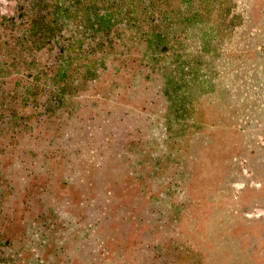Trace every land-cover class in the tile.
Listing matches in <instances>:
<instances>
[{
  "label": "rangeland",
  "instance_id": "rangeland-1",
  "mask_svg": "<svg viewBox=\"0 0 264 264\" xmlns=\"http://www.w3.org/2000/svg\"><path fill=\"white\" fill-rule=\"evenodd\" d=\"M197 7L168 83L166 55L146 76L115 61L11 121L14 77L0 78V221L17 263L264 264V0Z\"/></svg>",
  "mask_w": 264,
  "mask_h": 264
},
{
  "label": "trees",
  "instance_id": "trees-1",
  "mask_svg": "<svg viewBox=\"0 0 264 264\" xmlns=\"http://www.w3.org/2000/svg\"><path fill=\"white\" fill-rule=\"evenodd\" d=\"M13 1L12 14L0 13L1 83L14 77L12 93L2 101L11 121L25 117L23 109L29 106L39 108L43 115L55 104L78 96L82 87L94 88L104 74L119 71L115 61H122L124 68H131L135 61L132 69L139 75L162 73L165 61L160 59L166 55L171 68L166 75L168 83L177 69L178 51H183L185 31L202 20L200 15L194 17L196 13L206 12L195 8L197 0ZM178 64L183 68L186 63L181 60ZM3 222L0 264H33L13 259L16 251L11 239L5 237L8 226L1 229Z\"/></svg>",
  "mask_w": 264,
  "mask_h": 264
}]
</instances>
